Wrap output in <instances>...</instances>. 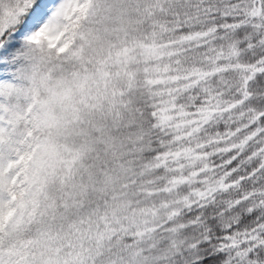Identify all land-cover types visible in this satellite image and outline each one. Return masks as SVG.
<instances>
[{
  "label": "snow or ice",
  "instance_id": "snow-or-ice-1",
  "mask_svg": "<svg viewBox=\"0 0 264 264\" xmlns=\"http://www.w3.org/2000/svg\"><path fill=\"white\" fill-rule=\"evenodd\" d=\"M0 264H264V0H0Z\"/></svg>",
  "mask_w": 264,
  "mask_h": 264
}]
</instances>
